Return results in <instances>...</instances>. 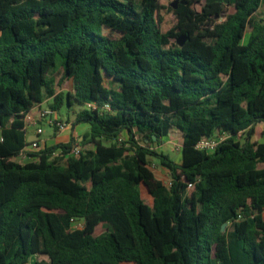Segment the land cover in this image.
I'll return each instance as SVG.
<instances>
[{"label":"trees","instance_id":"obj_1","mask_svg":"<svg viewBox=\"0 0 264 264\" xmlns=\"http://www.w3.org/2000/svg\"><path fill=\"white\" fill-rule=\"evenodd\" d=\"M262 3L221 18L223 3L183 0L163 30L158 0H0V264H264ZM46 97L79 108L82 150L21 163ZM172 128L179 163L156 151Z\"/></svg>","mask_w":264,"mask_h":264},{"label":"rangeland","instance_id":"obj_2","mask_svg":"<svg viewBox=\"0 0 264 264\" xmlns=\"http://www.w3.org/2000/svg\"><path fill=\"white\" fill-rule=\"evenodd\" d=\"M119 1H127V0H119ZM134 4L136 6H138V0H133ZM159 3L163 6V10L160 13L161 16V26L162 29H168L170 28L173 23H174V17L171 13V11L169 10V6L171 3H175L176 0H158ZM233 4H234V0H229L228 4H224L223 5V9L221 12V18H224L226 15L230 14L233 12ZM264 13V0L263 3L261 5V8L259 9V11H257V14L259 16H263ZM44 107L48 108L49 104L51 103V98L50 97H46L44 98ZM43 106V105H42ZM78 107H74L73 111H71L69 113V115L67 114L66 111V106H62L60 107V109L56 112L58 118L63 122H72L73 121V116L74 113L78 110ZM43 134L42 136L48 135L52 132V128L50 126H48L46 123H41L40 124ZM84 133H82L83 135ZM79 136V135H77ZM75 141V140H74ZM72 143H74L72 141ZM181 144H182V137L180 132L176 129V128H172L170 134L164 138L162 140V143L157 147V152H162L165 155H167L171 160H173L176 163L180 162V148H181ZM31 157L28 156H24L23 158H19L18 160L21 163H27L29 162L31 159ZM151 169L154 172L155 176L157 179L161 180L164 183L168 182V173L167 171L158 164V162L156 160H152L151 162ZM142 198L144 201L149 202L150 198L148 196V194L145 191H142ZM263 219H264V213H263ZM72 226L74 228H80L82 226V222L78 221V222H74L72 224ZM105 228V225H99L96 229V233H101ZM226 230V226L224 227V230ZM46 261L47 258L45 256L42 255H37V256H33L30 259V264H33L35 261L39 262V261Z\"/></svg>","mask_w":264,"mask_h":264},{"label":"built area","instance_id":"obj_3","mask_svg":"<svg viewBox=\"0 0 264 264\" xmlns=\"http://www.w3.org/2000/svg\"><path fill=\"white\" fill-rule=\"evenodd\" d=\"M34 108V107H33ZM32 108V109H33ZM86 109H94L96 108V105L93 103H87L85 104ZM32 109L28 111L23 118L24 122V128L25 132L26 129L30 125H40L41 123H46L48 126H50L52 129L55 130V132H61L65 131L66 129L71 128V123L61 121L56 111L51 110L50 108L40 109L38 107L37 111L35 113H32ZM104 110H109L108 105H104ZM42 133L41 127H38L36 129V135L39 136ZM26 140H27V134H25ZM226 138V135H214L211 137H202L198 140V142L195 144V149L199 151H204L208 153L214 152L221 142H223ZM1 140V139H0ZM46 147V144L43 141H40L38 139L35 140H27L26 146L23 148V150L20 152L19 158H23L24 156H29L28 152H38L43 150ZM82 150L81 145L77 143L75 140L74 143L71 145L69 149H65L63 147H59L52 152V155L54 157H58L61 159V162L64 163L69 158L72 157H78L80 152ZM32 160H35L34 157L30 158Z\"/></svg>","mask_w":264,"mask_h":264},{"label":"crops","instance_id":"obj_4","mask_svg":"<svg viewBox=\"0 0 264 264\" xmlns=\"http://www.w3.org/2000/svg\"><path fill=\"white\" fill-rule=\"evenodd\" d=\"M44 102L45 101L43 100L41 104L35 105L34 108L32 109V113H35V111H37L38 107L40 109H45L46 107H44ZM69 123H72V122H69ZM38 127H41V126L40 125H30L26 129L25 134H27V140L38 139L40 141H43L46 144V146L55 145V144H59V143H68V142H71L72 140H76L77 143L81 142L82 141V133H84L88 129L87 125L78 124L73 129L68 128L65 131H61V132H55V130L52 129V132L48 135L42 136V134H43V131H42L41 135L37 136L36 135V129ZM77 135H79V136H77Z\"/></svg>","mask_w":264,"mask_h":264},{"label":"water","instance_id":"obj_5","mask_svg":"<svg viewBox=\"0 0 264 264\" xmlns=\"http://www.w3.org/2000/svg\"><path fill=\"white\" fill-rule=\"evenodd\" d=\"M182 1L183 0H176V2L175 3H171L170 6L172 8H176L177 3L182 2ZM207 1L209 3H212V2H222L224 4H228L229 3V0H207ZM224 227H225V224H223L222 227H221L222 231L224 230Z\"/></svg>","mask_w":264,"mask_h":264},{"label":"flooded vegetation","instance_id":"obj_6","mask_svg":"<svg viewBox=\"0 0 264 264\" xmlns=\"http://www.w3.org/2000/svg\"><path fill=\"white\" fill-rule=\"evenodd\" d=\"M212 3H214V2H212ZM219 3H222V2H219ZM208 4H210V3L206 0V6H207ZM223 5H224V3H223Z\"/></svg>","mask_w":264,"mask_h":264}]
</instances>
